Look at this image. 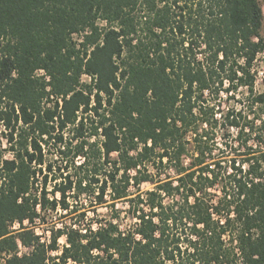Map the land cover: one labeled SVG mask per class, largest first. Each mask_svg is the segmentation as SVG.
<instances>
[{
    "label": "trees",
    "instance_id": "trees-1",
    "mask_svg": "<svg viewBox=\"0 0 264 264\" xmlns=\"http://www.w3.org/2000/svg\"><path fill=\"white\" fill-rule=\"evenodd\" d=\"M263 26L260 0H0V264H264Z\"/></svg>",
    "mask_w": 264,
    "mask_h": 264
},
{
    "label": "rangeland",
    "instance_id": "rangeland-1",
    "mask_svg": "<svg viewBox=\"0 0 264 264\" xmlns=\"http://www.w3.org/2000/svg\"><path fill=\"white\" fill-rule=\"evenodd\" d=\"M261 4L263 5L264 8V0H260ZM263 34H264V26H263ZM255 70L258 73V78L255 84V91L260 92L263 90V84H262V79L264 77V53H261L255 62ZM85 80H91V78L88 75L84 76ZM250 92L248 88L246 87H241L238 91L232 92V93H224L221 98V109L222 111H227L229 108H234L237 111L241 110L243 112V116L246 117V119L243 120V123H248L256 119L258 117L257 115L261 113L260 106L259 105H252V97L249 95ZM231 95V96H230ZM258 124L260 120H257ZM2 126L0 124V130ZM258 126H256V129ZM232 134H233V142H235V146L238 149L245 150V147L237 146L238 141H237V134L238 130L236 128L232 129ZM222 140L220 139V142ZM251 143L256 145V142L251 140ZM221 146H224V143L221 142ZM264 145V144H263ZM231 154V153H230ZM145 187H149L147 184H145ZM119 206H122L120 203ZM100 215H105L108 213V209L106 207H100L98 210ZM61 241H64V238L61 239Z\"/></svg>",
    "mask_w": 264,
    "mask_h": 264
}]
</instances>
